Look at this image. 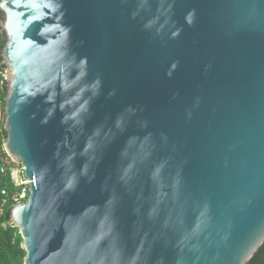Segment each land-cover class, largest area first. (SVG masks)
Wrapping results in <instances>:
<instances>
[{
  "label": "water",
  "instance_id": "obj_1",
  "mask_svg": "<svg viewBox=\"0 0 264 264\" xmlns=\"http://www.w3.org/2000/svg\"><path fill=\"white\" fill-rule=\"evenodd\" d=\"M25 264H248L264 245V0H0Z\"/></svg>",
  "mask_w": 264,
  "mask_h": 264
},
{
  "label": "trees",
  "instance_id": "obj_2",
  "mask_svg": "<svg viewBox=\"0 0 264 264\" xmlns=\"http://www.w3.org/2000/svg\"><path fill=\"white\" fill-rule=\"evenodd\" d=\"M0 20H4V15L0 11ZM6 35L0 27V62H2V51L6 45ZM7 84L3 87L0 97V264H25L26 252L22 248L23 239L20 230L12 223V209L16 202L13 200L12 192L16 190L11 173L3 174L1 168L2 158L5 156L4 143L7 132L4 129L6 116V99L8 96ZM3 190H7L9 195L4 196ZM6 224V227H3ZM248 264H264V245L258 250L253 259Z\"/></svg>",
  "mask_w": 264,
  "mask_h": 264
},
{
  "label": "built area",
  "instance_id": "obj_3",
  "mask_svg": "<svg viewBox=\"0 0 264 264\" xmlns=\"http://www.w3.org/2000/svg\"><path fill=\"white\" fill-rule=\"evenodd\" d=\"M1 21V20H0ZM8 70L3 62H0V97L2 94L3 87L7 84ZM3 165L1 172L3 174L11 173L12 180L15 184L16 190L12 193L13 200L17 203L26 202L30 193L29 179L25 174V169L18 163H15L12 158L5 152V156L2 158ZM2 194L8 196L7 190H3ZM0 210V215L2 214ZM6 227V224H3Z\"/></svg>",
  "mask_w": 264,
  "mask_h": 264
}]
</instances>
